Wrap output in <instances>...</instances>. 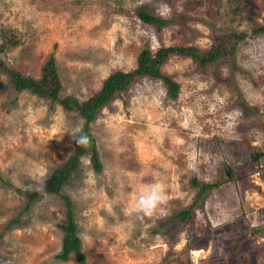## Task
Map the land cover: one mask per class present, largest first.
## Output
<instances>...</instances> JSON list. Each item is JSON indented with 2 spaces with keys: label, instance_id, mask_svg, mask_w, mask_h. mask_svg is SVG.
I'll list each match as a JSON object with an SVG mask.
<instances>
[{
  "label": "rangeland",
  "instance_id": "rangeland-1",
  "mask_svg": "<svg viewBox=\"0 0 264 264\" xmlns=\"http://www.w3.org/2000/svg\"><path fill=\"white\" fill-rule=\"evenodd\" d=\"M143 9L173 20L149 24L138 16ZM258 27L264 0H0V32L21 39L4 60L39 77L55 56L64 93L80 101L113 72L133 70L145 46L206 49L214 36L243 33L229 60L200 67L172 56L162 70L180 83L177 99L146 77L92 122L101 169L84 156L62 191L72 201L83 264H264V159L254 166L250 159L264 151ZM77 122L62 105L17 91L0 69V174L12 183L0 180V233L23 211L2 238L0 264H82L74 255L56 259L68 205L44 188L75 152ZM152 183L168 193L165 213L128 215ZM17 188L42 197L24 210Z\"/></svg>",
  "mask_w": 264,
  "mask_h": 264
},
{
  "label": "trees",
  "instance_id": "trees-1",
  "mask_svg": "<svg viewBox=\"0 0 264 264\" xmlns=\"http://www.w3.org/2000/svg\"><path fill=\"white\" fill-rule=\"evenodd\" d=\"M138 16L149 24H159L166 26L170 24L173 19H166L157 17L148 11L139 10ZM255 33H263L264 27H258L254 30ZM11 33L12 35H9ZM243 36L242 34H222L221 36H214L212 45L209 48L202 49L196 45H170L161 46L156 51H152L149 47H144L138 57L137 65L131 71L118 70L110 74L104 81L99 90L93 93L89 98L80 101L74 94H65L64 86L59 76L55 56L51 55L42 68L41 76L34 77L26 75L20 69L11 66L4 60L3 56L9 48L18 46L21 42L17 31L2 30L0 32V69L9 77L12 86L17 91H28L31 94L37 95L40 98H45L50 101L51 107L55 104H60L72 115V118H81L85 121L83 132L91 138V147L85 149L75 145L74 154L68 160L64 161L62 165L53 169L45 181V191L50 194L60 195L67 201L66 209V223L61 224L63 228L62 249L56 255L57 260L67 261L74 255L79 263H84V253L82 238L77 231V223L74 219V213L71 208V199L63 195L62 191L64 185L69 182L73 171H76L82 158L86 155L91 157V161L97 170L101 169V162L98 156V149L96 145V137L91 130V124L95 121L100 111L107 106L116 97L126 98L129 88L134 85V82L143 78H151L154 80H161L166 88L167 96L171 99H177L180 92V83L176 81L170 74L164 73L162 67L168 62L172 56L190 57L200 67H205L219 61L229 60L237 48L238 41ZM78 124V122H77ZM253 165L258 161L264 159V151L254 152L252 154ZM252 164V163H251ZM261 168L264 165L261 163ZM231 173V170L229 169ZM229 178V177H228ZM0 180L6 185H12L1 174ZM208 185V184H206ZM205 185V186H206ZM13 187V186H11ZM209 189L216 187V185H209ZM20 194L25 197L24 210H29L31 204L39 200L42 194L37 190H26L17 188ZM23 211L10 218L6 226L0 233V246L2 238L6 230H12L22 222ZM180 217L184 220L191 215L190 210L180 212Z\"/></svg>",
  "mask_w": 264,
  "mask_h": 264
},
{
  "label": "clouds",
  "instance_id": "clouds-1",
  "mask_svg": "<svg viewBox=\"0 0 264 264\" xmlns=\"http://www.w3.org/2000/svg\"><path fill=\"white\" fill-rule=\"evenodd\" d=\"M84 123L85 121L81 118V121L71 130L70 136L77 146L87 149L91 147V138L83 132ZM189 167H193V165L190 164ZM168 203L169 196L164 185L152 183L139 190L134 202L127 210V214L144 217L163 215Z\"/></svg>",
  "mask_w": 264,
  "mask_h": 264
},
{
  "label": "water",
  "instance_id": "water-1",
  "mask_svg": "<svg viewBox=\"0 0 264 264\" xmlns=\"http://www.w3.org/2000/svg\"><path fill=\"white\" fill-rule=\"evenodd\" d=\"M252 157L250 156V159H251Z\"/></svg>",
  "mask_w": 264,
  "mask_h": 264
}]
</instances>
